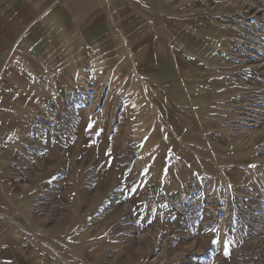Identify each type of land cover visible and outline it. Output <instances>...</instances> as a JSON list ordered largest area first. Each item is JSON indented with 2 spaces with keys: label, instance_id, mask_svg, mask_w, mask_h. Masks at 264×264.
<instances>
[{
  "label": "rangeland",
  "instance_id": "374dc122",
  "mask_svg": "<svg viewBox=\"0 0 264 264\" xmlns=\"http://www.w3.org/2000/svg\"><path fill=\"white\" fill-rule=\"evenodd\" d=\"M166 1L167 65L110 69L109 81L88 72L86 84L46 89L58 96L47 103L28 92L31 132L19 135L15 180L24 198L9 228L24 258L5 264H264V0ZM184 17L203 23L195 31ZM202 39L201 62L186 53L183 62L216 69L207 83L222 101L194 112L189 80L166 72L184 71L180 43ZM144 91L159 116L141 104ZM24 112L14 109L20 124Z\"/></svg>",
  "mask_w": 264,
  "mask_h": 264
},
{
  "label": "crops",
  "instance_id": "0c3cea01",
  "mask_svg": "<svg viewBox=\"0 0 264 264\" xmlns=\"http://www.w3.org/2000/svg\"><path fill=\"white\" fill-rule=\"evenodd\" d=\"M134 1L0 0V264H5V260L9 259L19 260L21 255L24 258V240L17 234V229L9 228L13 227L11 219L16 210L13 204L22 202L24 198L20 190L22 186L15 180L19 179L16 169H20L19 135L22 133L25 136L31 132L27 129L29 121H26L29 117L32 118L27 113L28 110L31 111L32 101L31 96L27 97L28 92L34 90L43 103H47L50 98L57 100V95L48 98L46 89L86 84L84 75L88 72L94 75L95 70H101L106 81H109L110 69H125L128 66L138 73L137 68L142 66L155 67L169 63V49L173 48V43L167 34L170 19L165 20L169 15L163 8L167 5L166 0H156L162 3L158 9L154 0H144V3L149 4L144 9H138L139 5ZM241 8L244 11L246 9L244 6ZM242 10L240 11L244 13ZM185 14L178 12V16ZM184 20L188 26L193 25L195 31L203 23L202 19L187 20L184 17ZM180 45L185 49L180 55L182 61L179 62L184 64L185 68L181 67L184 71H177L180 69L178 68L166 73L171 76L176 71L177 75L180 73L181 77L189 80L187 86L190 89H185L186 99L188 98L186 105H191L194 112H197L193 105L200 104V108H205L208 98L215 105L221 103L219 87L213 84L211 87L207 83L209 78L216 76V69L200 71L192 66L191 70L186 63H192L187 60L186 63L183 62L186 53V58L200 63V53L203 55L206 47L207 53L210 43L202 39L200 42L186 41ZM235 60L239 61V58ZM192 79L194 81L191 85ZM118 81L123 82V79ZM14 91L17 93L12 95ZM72 93L73 89L70 90L71 100L74 98ZM226 93L232 95L230 90ZM143 94L148 102L143 100L141 104H146L152 114L159 116L161 110L154 101L157 100L156 96L147 95L145 91ZM59 98L62 100V96ZM20 106L25 111L22 114L24 119H21L24 124L15 120L14 109ZM70 106H66V109L75 122L79 106ZM90 108L95 110L93 100ZM194 117L199 118V115L193 114L189 118L193 120ZM148 120L155 124L156 117L152 116ZM188 125L194 127L197 124ZM7 156H10L9 159ZM22 185L29 189L33 184L29 182ZM9 193L13 194V199ZM32 194L28 192L26 196L37 199L32 198ZM6 204L13 209L7 207L9 211L4 210ZM3 255L4 259H1Z\"/></svg>",
  "mask_w": 264,
  "mask_h": 264
}]
</instances>
